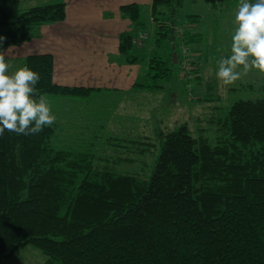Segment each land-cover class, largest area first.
I'll return each instance as SVG.
<instances>
[{
  "label": "trees",
  "instance_id": "16d2710c",
  "mask_svg": "<svg viewBox=\"0 0 264 264\" xmlns=\"http://www.w3.org/2000/svg\"><path fill=\"white\" fill-rule=\"evenodd\" d=\"M184 2L152 0L150 57L138 46L140 6L120 7L133 31L120 33L119 54L128 63L147 60L150 87L173 77L174 52L178 62L183 48L206 51L204 32L194 29L202 17L183 13ZM64 17L63 0L29 8L0 0V55ZM25 65L39 72L37 93L56 123L40 136H0V261L33 244L43 264H264V97L217 113L214 142L181 125L154 140L108 137L116 152L96 144L109 105L87 101L100 88L56 83L49 52L27 54ZM146 144L157 151L150 174L118 168L136 161L131 145L144 153Z\"/></svg>",
  "mask_w": 264,
  "mask_h": 264
},
{
  "label": "rangeland",
  "instance_id": "374dc122",
  "mask_svg": "<svg viewBox=\"0 0 264 264\" xmlns=\"http://www.w3.org/2000/svg\"><path fill=\"white\" fill-rule=\"evenodd\" d=\"M216 2L217 5L213 6L212 0H185L183 13H197L202 17V21L199 25H195L194 29L199 31L198 28H201L204 31L206 51L188 52L190 64L185 70L181 63L182 57H180L178 62H174L173 77L170 80H159L157 82L159 87L137 89L134 93L135 97L129 99L130 105L122 103V106L118 104L107 106L109 111L105 112L108 117L111 116V119L107 130L102 131V137H99L96 142L98 147L118 152L119 148L113 145L115 138L108 137L132 140L140 135H148L154 140L160 130H173L181 125L187 126L192 136L203 135L214 142L215 136L218 135V124L212 119L217 113L221 115L222 111L237 99L264 97V72L256 68L242 72L240 78L231 85H225L217 78L218 60L229 55L231 51V35L235 29L234 17L239 0H216ZM141 5L140 20L145 23L143 31L147 32L148 37L146 39L139 36V40H144L147 46L145 52L142 51L143 55L150 57L149 50L153 47L154 24L144 5ZM2 53L8 58L10 73L23 66V63L19 62L18 52ZM196 53L199 54L196 55ZM142 61L135 62L132 69L137 74V81L150 84L152 79L147 74V60L145 63ZM94 93H96L94 99L90 98L87 102L94 103L91 105H94L96 109L106 107L105 99L108 96ZM122 107L129 111L123 112ZM123 113L130 116L123 121V124H130V126L127 129H114L118 121L113 118L118 115L122 117ZM137 146L131 145L128 148V152L131 150L129 154H132L136 161L120 164L118 168L136 174L146 172L148 175L157 151L151 145L146 144L142 145L145 146L144 153H139ZM45 260L46 255L39 247L27 244L18 248L11 256L2 259L0 264H43Z\"/></svg>",
  "mask_w": 264,
  "mask_h": 264
},
{
  "label": "crops",
  "instance_id": "0c3cea01",
  "mask_svg": "<svg viewBox=\"0 0 264 264\" xmlns=\"http://www.w3.org/2000/svg\"><path fill=\"white\" fill-rule=\"evenodd\" d=\"M51 1L53 0H20V6L29 8ZM63 1L64 19L40 25L30 38L17 45L7 46L2 52H18L19 62L22 63L27 54L49 52L53 55V80L56 83L100 88L97 93L106 94L108 98L105 101L111 106L114 104L120 106L122 103L130 105L129 99L135 97L137 89L154 88L150 87L151 83L137 81V74L132 69L135 63L123 60L118 51L120 33L133 29V22L121 13L120 7L133 2L139 6L143 4L153 22L152 0ZM198 29L200 32L203 31L201 28ZM142 33L147 39L145 31L139 32L138 38ZM143 45L142 51L145 52L147 47L145 41ZM206 48L207 44L203 46V49ZM152 50L151 48L149 52ZM142 62L145 63V60ZM101 89L107 92H102ZM122 108L123 112L129 111L125 107ZM120 117L118 115L113 118L118 121L114 129H127L130 124H123V121L130 116L123 113ZM110 119L111 116L108 117L103 130H107Z\"/></svg>",
  "mask_w": 264,
  "mask_h": 264
},
{
  "label": "clouds",
  "instance_id": "9594fccd",
  "mask_svg": "<svg viewBox=\"0 0 264 264\" xmlns=\"http://www.w3.org/2000/svg\"><path fill=\"white\" fill-rule=\"evenodd\" d=\"M234 20L230 54L218 60L216 70L225 85L252 68L264 72V0H239ZM4 38L0 35V41ZM8 69L5 56L0 55V136L5 130L40 136L56 121L46 96L37 93L39 72L27 65L11 73Z\"/></svg>",
  "mask_w": 264,
  "mask_h": 264
},
{
  "label": "built area",
  "instance_id": "2783aa9c",
  "mask_svg": "<svg viewBox=\"0 0 264 264\" xmlns=\"http://www.w3.org/2000/svg\"><path fill=\"white\" fill-rule=\"evenodd\" d=\"M143 34V33H142ZM140 35V37L142 38H146V35ZM181 57H182V64H183V69L185 70L188 66H189V61H188V52H186V50L183 48L182 50H181Z\"/></svg>",
  "mask_w": 264,
  "mask_h": 264
},
{
  "label": "water",
  "instance_id": "95a60500",
  "mask_svg": "<svg viewBox=\"0 0 264 264\" xmlns=\"http://www.w3.org/2000/svg\"><path fill=\"white\" fill-rule=\"evenodd\" d=\"M173 58H174L173 62L176 63V61H177V60H176V52L173 53Z\"/></svg>",
  "mask_w": 264,
  "mask_h": 264
}]
</instances>
